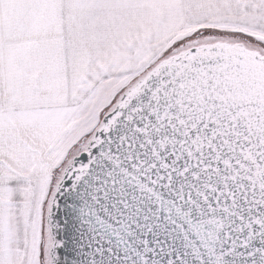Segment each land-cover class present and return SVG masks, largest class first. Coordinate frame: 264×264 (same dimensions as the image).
<instances>
[{
  "label": "snow or ice",
  "instance_id": "snow-or-ice-1",
  "mask_svg": "<svg viewBox=\"0 0 264 264\" xmlns=\"http://www.w3.org/2000/svg\"><path fill=\"white\" fill-rule=\"evenodd\" d=\"M0 264H264V0H0Z\"/></svg>",
  "mask_w": 264,
  "mask_h": 264
}]
</instances>
